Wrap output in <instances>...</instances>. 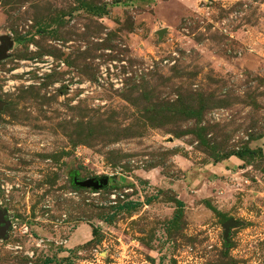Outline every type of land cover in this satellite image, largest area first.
<instances>
[{
	"label": "rangeland",
	"instance_id": "374dc122",
	"mask_svg": "<svg viewBox=\"0 0 264 264\" xmlns=\"http://www.w3.org/2000/svg\"><path fill=\"white\" fill-rule=\"evenodd\" d=\"M5 37L0 264H264V0H0Z\"/></svg>",
	"mask_w": 264,
	"mask_h": 264
},
{
	"label": "water",
	"instance_id": "95a60500",
	"mask_svg": "<svg viewBox=\"0 0 264 264\" xmlns=\"http://www.w3.org/2000/svg\"><path fill=\"white\" fill-rule=\"evenodd\" d=\"M12 45V40H10L8 37H5L3 40V47H2V52L0 53V56H3L5 52L9 49V47ZM1 103V102H0ZM107 176L103 177H88L85 179H80L77 180L75 179L74 182L76 185L80 187H87V188H92V189H99L102 188L107 184ZM3 212L0 209V217H2ZM3 221L0 219V237L5 238L6 237V225H2L1 223ZM237 223L234 222L233 220L229 219L223 223V238L227 240L230 227L236 225Z\"/></svg>",
	"mask_w": 264,
	"mask_h": 264
},
{
	"label": "flooded vegetation",
	"instance_id": "af4514ba",
	"mask_svg": "<svg viewBox=\"0 0 264 264\" xmlns=\"http://www.w3.org/2000/svg\"><path fill=\"white\" fill-rule=\"evenodd\" d=\"M0 219L3 221L2 223H1V226L2 225H6V233H7V231H8V229H9V227H10V219L5 215V214H3L2 215V217H0ZM1 230V229H0Z\"/></svg>",
	"mask_w": 264,
	"mask_h": 264
},
{
	"label": "trees",
	"instance_id": "16d2710c",
	"mask_svg": "<svg viewBox=\"0 0 264 264\" xmlns=\"http://www.w3.org/2000/svg\"><path fill=\"white\" fill-rule=\"evenodd\" d=\"M236 156L240 158L241 155H240V154H236ZM179 204H181L180 201L178 202V205H179ZM91 233H92V234L94 233V229H93V228H92V230H91Z\"/></svg>",
	"mask_w": 264,
	"mask_h": 264
}]
</instances>
